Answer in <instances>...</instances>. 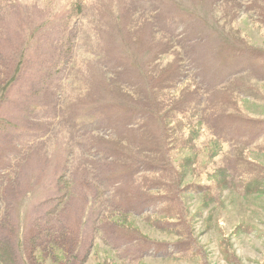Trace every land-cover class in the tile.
Returning a JSON list of instances; mask_svg holds the SVG:
<instances>
[{"label": "rangeland", "instance_id": "obj_1", "mask_svg": "<svg viewBox=\"0 0 264 264\" xmlns=\"http://www.w3.org/2000/svg\"><path fill=\"white\" fill-rule=\"evenodd\" d=\"M6 242L264 264V0H0Z\"/></svg>", "mask_w": 264, "mask_h": 264}, {"label": "trees", "instance_id": "obj_2", "mask_svg": "<svg viewBox=\"0 0 264 264\" xmlns=\"http://www.w3.org/2000/svg\"><path fill=\"white\" fill-rule=\"evenodd\" d=\"M141 184H142V186L145 185L143 183H141ZM22 257H23V255L21 256V254L15 255L9 249V245L7 244V242L5 244L1 243V245H0V264H22L21 263Z\"/></svg>", "mask_w": 264, "mask_h": 264}]
</instances>
